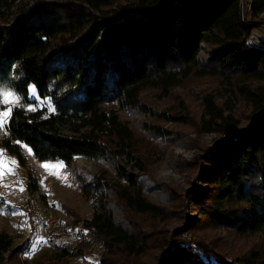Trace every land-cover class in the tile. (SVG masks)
<instances>
[{
    "label": "trees",
    "instance_id": "trees-1",
    "mask_svg": "<svg viewBox=\"0 0 264 264\" xmlns=\"http://www.w3.org/2000/svg\"><path fill=\"white\" fill-rule=\"evenodd\" d=\"M262 14L264 0L245 6L243 0H0V89L22 102L13 107L2 147L22 166V145L41 162L115 163V185L78 176L94 208L84 228L104 249L99 264H125L158 249L156 264H264ZM192 77H219L252 109L251 127L240 132L227 110L206 96L204 124L224 138L208 154V187L194 193L213 227L262 237L249 258L229 259L189 229L177 230L172 240L126 219L167 214L144 195L140 178L147 167L121 112L141 107L147 90L167 95ZM31 85L48 101L44 108L27 109L34 103ZM14 251L11 236L0 233V264Z\"/></svg>",
    "mask_w": 264,
    "mask_h": 264
},
{
    "label": "rangeland",
    "instance_id": "rangeland-1",
    "mask_svg": "<svg viewBox=\"0 0 264 264\" xmlns=\"http://www.w3.org/2000/svg\"><path fill=\"white\" fill-rule=\"evenodd\" d=\"M246 2L243 0L244 6ZM260 20L264 21V14ZM261 30L264 31V24ZM229 90L219 77H192L167 95L145 91L141 107L123 111L121 117L132 129L136 149L147 167L140 178L144 195L167 214L165 219L154 220L132 213L126 216L129 223L172 240L176 239L177 230H192V236L219 247L224 256L237 260L259 251L262 237L243 238L213 227L194 197L197 190L208 187L204 179L212 171L208 154L224 138L220 132L208 131L204 124L206 96H212L227 110L238 131L251 123L252 109ZM18 98L13 107L22 104ZM29 99L34 103L28 110L42 109L48 104L33 85L29 88ZM50 108L53 112L54 107ZM5 125L0 127V233H7L14 243L15 251L8 264H99L104 249L84 228V221L92 218L94 208L82 195L78 176L85 182L101 177L115 185L119 183L115 163L77 158L73 167H68L61 161L41 162L29 147L22 145L26 158V165L22 166L17 156L1 145L6 136ZM42 165L62 167L46 169ZM35 183L38 190L33 187ZM115 205L113 199L112 206L117 216L122 217ZM64 248L69 255H65ZM159 255V249L153 250L142 258H129L125 264H156Z\"/></svg>",
    "mask_w": 264,
    "mask_h": 264
},
{
    "label": "snow or ice",
    "instance_id": "snow-or-ice-1",
    "mask_svg": "<svg viewBox=\"0 0 264 264\" xmlns=\"http://www.w3.org/2000/svg\"><path fill=\"white\" fill-rule=\"evenodd\" d=\"M18 99H19L18 96L14 92L8 90H0V105L3 106L0 107V127H3L7 122V120L11 117L13 112V106L16 103H18ZM29 110L32 109L29 108ZM42 166L45 167L46 169L50 167H55V168L62 167L61 165H42ZM0 175H2V173H0Z\"/></svg>",
    "mask_w": 264,
    "mask_h": 264
},
{
    "label": "water",
    "instance_id": "water-1",
    "mask_svg": "<svg viewBox=\"0 0 264 264\" xmlns=\"http://www.w3.org/2000/svg\"><path fill=\"white\" fill-rule=\"evenodd\" d=\"M251 126H249L247 129H246V131L244 132V133H247V130L250 128Z\"/></svg>",
    "mask_w": 264,
    "mask_h": 264
}]
</instances>
